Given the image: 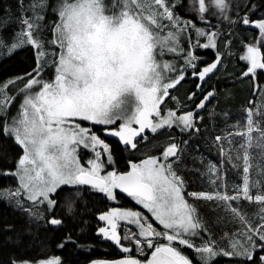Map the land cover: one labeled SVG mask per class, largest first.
<instances>
[{
    "label": "snow or ice",
    "instance_id": "6c2138e0",
    "mask_svg": "<svg viewBox=\"0 0 264 264\" xmlns=\"http://www.w3.org/2000/svg\"><path fill=\"white\" fill-rule=\"evenodd\" d=\"M18 4L19 30L0 35V56L30 49L34 63L30 71L0 82V142L18 149L11 166L0 169V176L14 180L13 187L0 188V199L37 227L64 231L67 218L58 212L71 213L83 191L117 203L126 194L140 207H108L98 213L94 228L98 242H111L120 255L88 264H220L221 258L264 264V13L257 14V5L237 0ZM244 26L258 35L249 42L241 38L238 59L244 69L237 78L252 81L255 99L234 123L223 114L224 124L212 138L218 159L194 158L201 167L188 175L182 167L185 150L201 131V110L217 94L214 86H204L234 55L231 30ZM201 49H214V58L203 59ZM189 76L198 80L196 91L181 103L171 93ZM149 135L157 139L151 154L142 151ZM0 159L7 165V156ZM193 175L201 178L199 186ZM190 186L199 190L189 191ZM245 204L257 211L250 216ZM221 223L235 230L217 240L210 225ZM68 244L80 247L71 233L56 247ZM9 264L65 261L59 255H19Z\"/></svg>",
    "mask_w": 264,
    "mask_h": 264
},
{
    "label": "trees",
    "instance_id": "16d2710c",
    "mask_svg": "<svg viewBox=\"0 0 264 264\" xmlns=\"http://www.w3.org/2000/svg\"><path fill=\"white\" fill-rule=\"evenodd\" d=\"M29 2V1H28ZM27 2V3H28ZM189 0H185L188 3ZM241 5L246 2L257 5V14L264 13V0H237ZM26 3V4H27ZM18 0H0V35L5 37L12 36L19 29V22L7 17L20 11ZM185 12H191V9L185 8ZM184 13H182L183 15ZM225 32L227 26H222ZM232 51L234 55L224 61V66L208 80L205 89L214 86L217 90L216 98L207 104L206 109L201 110L200 115L203 120L199 123L201 129L199 135H194L189 140V146L185 150L186 162L182 167H186L188 175L191 170L201 165L197 162L193 164L194 158L197 160L202 156L207 162L218 159L217 152L212 144L213 136L221 130L224 124V113L230 114L228 123H234L235 119L241 116V109L247 105L249 99L255 98L252 95V81L244 78L239 79L238 74L244 69V63L239 61L238 55L241 49V38L249 42L251 37L258 35V30L253 27L244 26L232 29ZM225 35L220 41V48L223 49ZM198 55L203 59L211 61L214 58L215 50H199ZM34 63L33 53L30 49L18 50L11 56L0 59V82L15 75H22L25 71H30ZM202 66V65H201ZM182 90L176 89L173 96L179 98L181 103L186 101V97L192 91H196V78L191 76L182 81ZM174 101H169L168 106L173 107ZM175 130H173L174 132ZM159 142H164V135L159 138ZM109 142H112L110 139ZM157 143V139L149 137V146L142 151H148L151 154L155 149L152 145ZM18 151L11 143L0 142V156H7L8 163L0 159V169L11 166L12 155ZM126 161L120 158L119 167L123 168ZM233 177H238V173L233 172ZM192 183L199 186L201 178L192 176ZM234 182H238V179ZM14 180L10 177L0 176V188L13 187ZM204 187H207L204 184ZM191 190L199 188L189 187ZM123 206L137 207L133 201H122ZM112 203L102 198V194H92L87 190L83 191L81 197L73 204V211L68 213L62 210L58 215L66 217V230L64 231H46L44 227H37L31 223L28 217L21 213L14 205L0 199V264H9L13 256L26 255L27 257L45 258L46 256L59 255L65 261V264H88L90 259L114 258L120 255L119 250L111 242H98L94 235V228L97 225V215L102 210H107ZM245 210L251 216L257 211L256 205L245 204ZM215 221V217L211 218ZM211 227L213 236L220 240L227 231H234L233 225L218 224ZM66 233H71L72 238L76 240L80 247L68 244L65 248H57V243ZM230 258H221L220 264H229Z\"/></svg>",
    "mask_w": 264,
    "mask_h": 264
},
{
    "label": "rangeland",
    "instance_id": "374dc122",
    "mask_svg": "<svg viewBox=\"0 0 264 264\" xmlns=\"http://www.w3.org/2000/svg\"><path fill=\"white\" fill-rule=\"evenodd\" d=\"M29 0H24V5H25V7L27 6V4L29 3L28 2ZM28 2V3H27ZM27 3V4H26ZM20 8V7H19ZM21 11H22V9L20 8V11L19 12H17V14L16 13H13V14H8L7 15V17L8 18H10V19H15V20H18V17L20 16V14H21ZM19 30V29H18ZM199 51V50H198ZM5 57H7V56H0V59H3V58H5ZM182 82H181V85H178L177 86V89H179V90H182L183 89V87H182ZM174 92V91H173ZM173 92H172V94H173ZM179 99V98H178ZM252 99H255V98H252ZM114 206H119V205H114ZM111 207H113V206H111ZM125 207H127V206H125ZM140 206H137L136 208H139ZM128 208H134L135 209V207H128Z\"/></svg>",
    "mask_w": 264,
    "mask_h": 264
},
{
    "label": "flooded vegetation",
    "instance_id": "af4514ba",
    "mask_svg": "<svg viewBox=\"0 0 264 264\" xmlns=\"http://www.w3.org/2000/svg\"><path fill=\"white\" fill-rule=\"evenodd\" d=\"M172 94V93H171ZM151 135H149L150 137ZM124 200H129V201H132L131 198L127 197L126 194H121L120 198H119V201L118 203L117 202H111L112 203V206L114 205H119V206H123V203L122 201ZM134 202V201H133ZM135 203V202H134ZM125 207V206H124Z\"/></svg>",
    "mask_w": 264,
    "mask_h": 264
}]
</instances>
